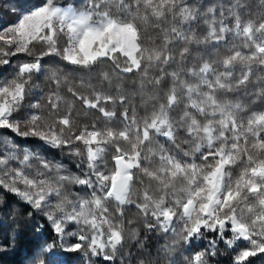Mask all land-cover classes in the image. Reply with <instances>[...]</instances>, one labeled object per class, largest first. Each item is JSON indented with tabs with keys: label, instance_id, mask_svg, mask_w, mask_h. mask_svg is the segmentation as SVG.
Here are the masks:
<instances>
[{
	"label": "snow or ice",
	"instance_id": "1",
	"mask_svg": "<svg viewBox=\"0 0 264 264\" xmlns=\"http://www.w3.org/2000/svg\"><path fill=\"white\" fill-rule=\"evenodd\" d=\"M19 7L0 26V67L29 57L0 83V188L32 219L27 264H126L129 240L147 247L125 228L132 207L146 232L172 237L157 251L168 264H212L218 243L231 264H264V0L255 12L248 0ZM46 72L55 90L42 105L33 77ZM127 75L139 78L142 115L120 86ZM77 104L102 126H81ZM29 138L67 149L77 173L33 151ZM69 184L78 186L74 198ZM13 242L5 237L0 251Z\"/></svg>",
	"mask_w": 264,
	"mask_h": 264
},
{
	"label": "trees",
	"instance_id": "2",
	"mask_svg": "<svg viewBox=\"0 0 264 264\" xmlns=\"http://www.w3.org/2000/svg\"><path fill=\"white\" fill-rule=\"evenodd\" d=\"M32 2H34V0H0V26L7 27L8 25L14 23L21 11L19 5L30 7ZM59 2L61 4H76V0H59ZM248 2L254 5L253 12H255L259 10V6L262 0H248ZM218 3L227 4L228 0H201L202 5ZM205 27L206 26L201 23L199 28L196 30L201 35H203V30ZM158 35L159 32L157 29L152 27L148 29L149 37L155 38ZM157 43H159V40H157ZM37 50H39V46H37ZM28 59L29 57L22 53L17 54L15 57H11L10 65L0 67V83L7 79H10L17 71L18 65ZM196 62V60L193 61V63ZM45 67L46 69L63 68V64L61 63L56 65H46ZM64 71L71 73V68H65ZM46 76L47 72L44 76L33 77V84L39 85V87L36 88L35 91L39 92L40 90H43L45 93V96L40 98V102L42 105L46 103V96L48 91L55 90L54 86L50 84ZM134 81L136 82L135 85ZM73 82H78V77H74ZM138 84V77L127 75L123 78L122 84L120 86H122L129 95H135L134 102L137 105L138 111H140V114L142 115L143 111L140 108L141 99L140 96L135 93V87L138 86ZM61 92L62 95H64L65 100H72L71 95L67 93L66 89H61ZM145 98H147V94H145ZM228 98L233 99L234 97L230 96ZM30 99L34 100L35 97H32ZM108 107L111 106L109 105ZM76 109L77 111L76 113H74V115L77 116V119L81 126L85 124L90 126L93 121H97L98 127L102 126L98 121V114L89 113L87 116L83 115L82 108L79 104L76 105ZM179 111L180 110L178 109L177 112ZM173 115H176V113H173ZM4 135L11 137L18 143H22L23 141V138L17 137L14 133H11L10 130L4 132ZM27 146L32 148L33 151L46 149L45 151H43V154L45 156L63 163L65 167L71 172L77 173L75 164L79 158L69 154L67 149L63 151H61L60 149H48L47 146L43 145L41 141L33 138L28 139ZM110 157L111 153H108L106 159L109 160V166H111ZM13 166H16L15 163H13ZM238 174L239 168H235L233 170V175L235 176ZM147 183L148 181L145 180V184ZM77 187L78 186L71 184L66 186V193L69 195V198H74L73 194L76 192ZM21 205L22 201H20L19 197L0 188V241H2L5 237L9 238L10 240L14 238V242L10 247H8L4 251H0V264H27V253L28 250L33 246V242L31 235H25V233L28 227L31 225L32 219L31 217H29L28 213L21 207ZM144 219L145 218L138 213L135 207H132L131 210L127 212L124 219L126 230L136 229L140 233L142 242L146 244L147 247L141 249L136 246V242L134 240H129L128 245L123 249V255L120 256L121 261H125L126 264H141V260H143V264H156V261L159 259L160 264H168V261L163 257V254H161V256L159 257L157 256V251L160 250L165 244H170L172 237L170 235H163L161 233L146 232L144 228ZM129 221H131V223H129ZM18 233L20 235H17ZM231 255V251L227 249L225 245L218 243V252L217 255L213 258L212 264H231Z\"/></svg>",
	"mask_w": 264,
	"mask_h": 264
}]
</instances>
